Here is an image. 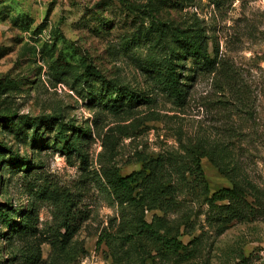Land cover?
<instances>
[{
    "label": "rangeland",
    "instance_id": "374dc122",
    "mask_svg": "<svg viewBox=\"0 0 264 264\" xmlns=\"http://www.w3.org/2000/svg\"><path fill=\"white\" fill-rule=\"evenodd\" d=\"M105 83L141 100L111 111ZM61 128L87 131L83 158ZM155 163L176 205H119L106 175ZM232 184L251 212L224 223L208 200ZM0 211V264H264V0H0ZM139 217L183 250L136 236Z\"/></svg>",
    "mask_w": 264,
    "mask_h": 264
},
{
    "label": "trees",
    "instance_id": "16d2710c",
    "mask_svg": "<svg viewBox=\"0 0 264 264\" xmlns=\"http://www.w3.org/2000/svg\"><path fill=\"white\" fill-rule=\"evenodd\" d=\"M183 47L185 48V52L199 58L203 67L208 68L211 65L212 60L205 50L202 49L200 41L186 38L183 41ZM174 65V55L168 54L167 65L163 68L164 73L159 79L170 96L181 100L183 96L182 88L179 82V73H177ZM105 85L107 92L109 90L105 98V105L111 111L118 112L123 109H130L141 100L140 96L125 87H117L115 84L110 83H105ZM58 134L61 139L59 149L63 154L70 156V154L75 152L79 157L83 158L81 140L84 134L88 135L87 131H81L80 134L73 133L71 136L66 137L67 133L61 128ZM6 150L8 151V148ZM191 153L193 154L192 160L195 165V171L202 175L203 171L199 164V159L205 156L206 153L202 149ZM10 161L16 162V159L12 158ZM26 166L28 167L29 165ZM161 171L157 169L156 163L154 165H144L139 171L126 176H120L117 173L107 174L106 183L119 205H132L147 210L157 208L165 211L167 208L176 205L177 202L174 201V194L179 188V183L168 181L167 175L169 173ZM37 190L39 191V189ZM219 191V197L215 199L214 195H212L213 198L208 200V202L210 204H213V201L217 200L226 202L221 205L222 212H220L221 220L224 223H229L233 219L240 218L251 212L248 203L244 199L243 189L239 185L232 184L230 188L223 187ZM39 193H44V190H40ZM0 217L6 218L7 215L3 211H0ZM64 226L68 229L67 224ZM26 228L21 227L18 231ZM161 230L162 222L160 218L146 222L142 217H139L134 225L133 232L136 236L143 235L145 238L158 240L161 246L172 252L183 250L184 246L181 242L177 241L174 235H171L169 232L162 233ZM64 238H66L65 235Z\"/></svg>",
    "mask_w": 264,
    "mask_h": 264
}]
</instances>
